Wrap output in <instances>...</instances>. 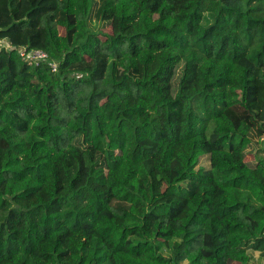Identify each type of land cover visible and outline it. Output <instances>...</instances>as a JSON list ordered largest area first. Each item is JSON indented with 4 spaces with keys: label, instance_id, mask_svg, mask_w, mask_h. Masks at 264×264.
<instances>
[{
    "label": "trees",
    "instance_id": "obj_1",
    "mask_svg": "<svg viewBox=\"0 0 264 264\" xmlns=\"http://www.w3.org/2000/svg\"><path fill=\"white\" fill-rule=\"evenodd\" d=\"M4 37L0 264H264V0H0Z\"/></svg>",
    "mask_w": 264,
    "mask_h": 264
},
{
    "label": "rangeland",
    "instance_id": "obj_2",
    "mask_svg": "<svg viewBox=\"0 0 264 264\" xmlns=\"http://www.w3.org/2000/svg\"><path fill=\"white\" fill-rule=\"evenodd\" d=\"M60 33L63 34V30H60ZM0 43L2 45H5L7 46L8 48H10L11 46V42L8 38L4 37V38H0ZM72 74H75L74 72ZM178 75H175L173 77V79L171 80V93H172V96L175 95L176 93V87H177V81H178ZM19 146V143L17 142H14V147L15 148H18ZM248 151H246L245 153H247ZM255 153L252 152V154L250 155H246V160H252L254 158V155ZM264 156V154H263ZM161 158V153H159L155 158H154V165L155 167H157V164L159 162ZM199 166L203 167V168H208L209 167V161H208V156H203L201 157L200 161H199ZM75 237H76V241H77V244L79 246H82V245H85L86 244V241L82 238L81 236V233H77L75 234ZM251 257H252V260H251V263L252 264H263V263H260L259 262V259H258V253H251Z\"/></svg>",
    "mask_w": 264,
    "mask_h": 264
},
{
    "label": "built area",
    "instance_id": "obj_3",
    "mask_svg": "<svg viewBox=\"0 0 264 264\" xmlns=\"http://www.w3.org/2000/svg\"><path fill=\"white\" fill-rule=\"evenodd\" d=\"M0 46L7 47L1 43ZM20 56L30 66H39L41 63L46 62L52 72H55L57 69V64L50 62L47 55L40 50H26L25 48H22L20 50Z\"/></svg>",
    "mask_w": 264,
    "mask_h": 264
}]
</instances>
